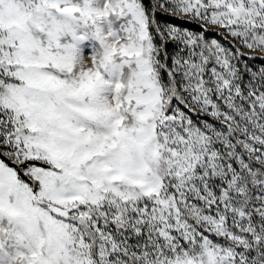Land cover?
Here are the masks:
<instances>
[{
    "label": "snow or ice",
    "instance_id": "snow-or-ice-1",
    "mask_svg": "<svg viewBox=\"0 0 264 264\" xmlns=\"http://www.w3.org/2000/svg\"><path fill=\"white\" fill-rule=\"evenodd\" d=\"M0 264H264V0H0Z\"/></svg>",
    "mask_w": 264,
    "mask_h": 264
}]
</instances>
